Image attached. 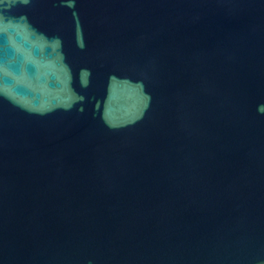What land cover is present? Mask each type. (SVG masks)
I'll return each mask as SVG.
<instances>
[{
    "label": "water",
    "instance_id": "obj_1",
    "mask_svg": "<svg viewBox=\"0 0 264 264\" xmlns=\"http://www.w3.org/2000/svg\"><path fill=\"white\" fill-rule=\"evenodd\" d=\"M0 264H264V0H0Z\"/></svg>",
    "mask_w": 264,
    "mask_h": 264
}]
</instances>
